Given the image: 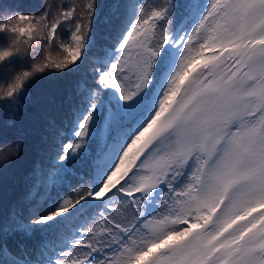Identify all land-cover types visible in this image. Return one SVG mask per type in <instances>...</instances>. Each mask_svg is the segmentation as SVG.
Here are the masks:
<instances>
[{"label": "snow or ice", "instance_id": "obj_1", "mask_svg": "<svg viewBox=\"0 0 264 264\" xmlns=\"http://www.w3.org/2000/svg\"><path fill=\"white\" fill-rule=\"evenodd\" d=\"M96 9L0 0V109L71 78L0 264H264V0H120L111 43Z\"/></svg>", "mask_w": 264, "mask_h": 264}, {"label": "trees", "instance_id": "obj_2", "mask_svg": "<svg viewBox=\"0 0 264 264\" xmlns=\"http://www.w3.org/2000/svg\"><path fill=\"white\" fill-rule=\"evenodd\" d=\"M39 2L40 0H3L4 4L24 10L35 8ZM118 2L120 0H96L94 33L98 43H111L113 22L117 17L114 5ZM87 67L90 65H86L84 70ZM70 83L71 78L60 79L54 73L36 79L29 86L31 101L23 108L0 109V132L3 133L0 136V151H6L9 147L15 148L14 142L21 145L19 159L10 155L8 160H0V206L4 210L11 208L27 195L33 168L39 167L41 163L48 166V161L42 158L46 125L49 119L65 118L60 105ZM37 99L43 101V105L33 102ZM43 195L44 189L41 188L36 199L39 200Z\"/></svg>", "mask_w": 264, "mask_h": 264}]
</instances>
